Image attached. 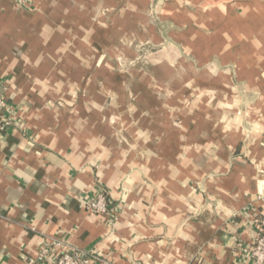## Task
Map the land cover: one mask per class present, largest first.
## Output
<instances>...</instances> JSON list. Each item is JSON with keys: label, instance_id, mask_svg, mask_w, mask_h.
<instances>
[{"label": "crops", "instance_id": "crops-1", "mask_svg": "<svg viewBox=\"0 0 264 264\" xmlns=\"http://www.w3.org/2000/svg\"><path fill=\"white\" fill-rule=\"evenodd\" d=\"M14 6L0 0V98L12 110L0 132V264H24L54 239L96 264H253L264 0ZM63 80L86 81L75 85L94 94L78 104L101 114L68 121ZM98 188L112 214L84 209Z\"/></svg>", "mask_w": 264, "mask_h": 264}, {"label": "built area", "instance_id": "built-area-1", "mask_svg": "<svg viewBox=\"0 0 264 264\" xmlns=\"http://www.w3.org/2000/svg\"><path fill=\"white\" fill-rule=\"evenodd\" d=\"M19 1L15 4L18 6ZM20 3H24L21 0ZM18 8V7H17ZM12 110L0 98V132H6L12 125ZM84 209L93 214H112V202L104 189L98 188L95 196L85 202ZM256 236L248 249L253 264H264V215L254 220ZM104 263L102 258L93 252H86L67 246L62 241L54 239L48 246L40 249L37 256L28 259L24 264H96Z\"/></svg>", "mask_w": 264, "mask_h": 264}, {"label": "rangeland", "instance_id": "rangeland-1", "mask_svg": "<svg viewBox=\"0 0 264 264\" xmlns=\"http://www.w3.org/2000/svg\"><path fill=\"white\" fill-rule=\"evenodd\" d=\"M10 1H11L12 4H15L17 1H19L18 6L16 4V6H14V7H18L17 9L20 10V9H23L25 7V5L29 1H32V0H23L24 3H20L21 0H10ZM27 53H28V51H21V54H27ZM34 54H36V52H34ZM35 60L36 59L31 58V57H28V58L27 57L25 58L23 56L20 57V63H23V64H26V63H29V62L35 63ZM37 69L38 68L36 67L35 68V71ZM40 71L43 72V70H40ZM22 74L25 77H27V80L31 78L30 75H29V73H27V72H23ZM33 75L34 76L36 75L35 77H37L40 81H46V82L47 81H51V82L52 81H54V82L57 81L56 80V75L57 74H51V73L49 74V73H40V72H38V73H35ZM85 79H86V81L89 80L88 78H85ZM15 80L16 79H14L13 82H16ZM102 80L104 82L106 81V79H104V78H102ZM86 81H83L84 85H85V82ZM63 83L66 84V87H65V91H62L61 93L62 94H65L66 95V99L69 100V101H67L68 113H72V114H74L73 116H76V114L77 115H84L85 113H91L90 111L93 110L94 113L101 114L100 112H102L103 109L100 108L99 111H98V108L99 107H102L100 103H97L98 106H94L93 108L91 106L83 105V102L84 101H83L82 97H84L86 95V97H89L90 98V96L92 94H94V92L91 91L90 92L91 95L90 96H87V95H89V93L86 94L83 89L78 88L76 85L77 84H82V81H78V82L74 83V82H69V80H67V81L63 80ZM84 85L82 84V86H84ZM52 90H54L56 92V94L59 92L57 89H52ZM34 91H35V93L37 92L36 89H34ZM60 101L63 103L62 100H60ZM60 101L59 100L58 101H54V102L51 103V105H55V107L58 108ZM78 101L79 102L83 101V102L81 104H78ZM86 104H88V103H86ZM103 108H105V107H103ZM81 117H82L81 120L87 119V117L86 118H84L83 116H81ZM72 119H77L78 120V119H80V117H77V116L75 118H72L71 117V118L68 119V121H72Z\"/></svg>", "mask_w": 264, "mask_h": 264}]
</instances>
